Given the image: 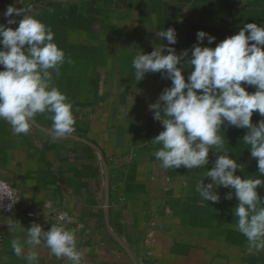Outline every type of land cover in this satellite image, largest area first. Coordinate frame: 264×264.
<instances>
[{"label": "crops", "instance_id": "crops-1", "mask_svg": "<svg viewBox=\"0 0 264 264\" xmlns=\"http://www.w3.org/2000/svg\"><path fill=\"white\" fill-rule=\"evenodd\" d=\"M13 4L31 6L55 33L66 62L58 76L53 72L52 86L67 96L76 123L72 134L54 139L50 113L37 114L28 135L13 134L0 120V180L19 197L13 211H0V264H26L30 252L39 264H72L44 243H25L34 222L44 231L53 224L73 230L83 264H264V251L249 250L236 230L234 190L220 187L219 202L203 201L194 186L205 168L160 167L154 153L161 146L151 141L163 128L149 105L171 81L149 73L136 82L132 67L136 50H189L187 63L198 31L216 37L201 45L214 48L246 23L264 26V0H0V23ZM170 27L175 45L156 36ZM183 71L187 81L190 67ZM260 119L253 114L254 124ZM247 131L225 124L220 134L243 167L237 175L264 179L242 140ZM216 155L209 152L208 170ZM229 191L232 200L225 199ZM258 192L264 198V187ZM61 212L72 222L59 220ZM14 239L22 256L12 250Z\"/></svg>", "mask_w": 264, "mask_h": 264}, {"label": "clouds", "instance_id": "clouds-1", "mask_svg": "<svg viewBox=\"0 0 264 264\" xmlns=\"http://www.w3.org/2000/svg\"><path fill=\"white\" fill-rule=\"evenodd\" d=\"M14 14L22 18L17 21ZM3 16L6 23H0V120L9 124L13 134L28 135L35 116L50 113L54 139L72 134L76 123L73 106L58 87L52 86L53 72L58 76L66 62L65 52L54 42L55 33L37 18L31 6L20 10L9 5ZM17 24L15 29L11 27ZM156 36L166 38L168 45L177 43L174 28L161 30ZM196 36L197 44L187 63L182 61L189 50L179 55L173 47L166 48V55L156 49L151 53L132 50L136 82L149 73H160L171 81L157 102L149 105L153 119L163 128L151 141L161 146L154 153L155 159L164 170L205 168L204 176L211 182L205 184L204 178L194 186L203 201L219 202L220 187L234 190L236 230L245 237L249 250L264 251V198L258 192L264 187V179L237 175L243 167L230 158L220 134L225 124L247 129L242 140L257 161L258 173L264 176V119L252 122L254 113L264 117V26L246 23L238 34L214 48L201 45L205 39L213 44L216 37L204 31H198ZM185 65L190 67L187 81ZM248 87L255 91L250 93ZM210 151L217 155L208 170ZM225 199L232 200L233 192L229 191ZM50 205L51 201L44 207ZM58 219L72 222L67 212H61ZM25 243L33 248L44 243L56 258L67 257L72 264H83L76 234L63 224H53L44 231L34 222L27 230ZM11 247L17 256H22L19 239L12 240ZM23 258L26 264H39L35 252Z\"/></svg>", "mask_w": 264, "mask_h": 264}, {"label": "built area", "instance_id": "built-area-1", "mask_svg": "<svg viewBox=\"0 0 264 264\" xmlns=\"http://www.w3.org/2000/svg\"><path fill=\"white\" fill-rule=\"evenodd\" d=\"M19 200L16 190L7 182L0 180V211H13Z\"/></svg>", "mask_w": 264, "mask_h": 264}]
</instances>
